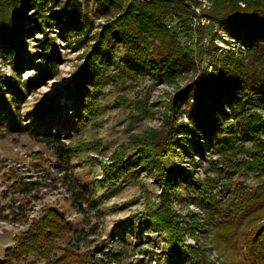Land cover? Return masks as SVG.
<instances>
[{"label":"rangeland","instance_id":"1","mask_svg":"<svg viewBox=\"0 0 264 264\" xmlns=\"http://www.w3.org/2000/svg\"><path fill=\"white\" fill-rule=\"evenodd\" d=\"M57 1L69 8L75 5L80 25L48 23L55 48L46 57L58 56L56 75L43 83L41 68L32 64L41 60L35 54L42 34L31 22L22 28L21 55L12 54L0 41V127L7 130L0 133V260L33 218L53 208L70 221L75 233L58 242L62 249L52 259L68 248L87 256L86 264H189L187 257L168 247L166 234L150 220L167 193L160 172L151 163L138 164L129 142L136 134L165 125V104L191 73L178 68L175 78L160 76L150 64L145 44L136 37L138 28L132 33L137 51L123 37L108 38L106 26L117 21V5L106 10L101 0ZM198 2L190 4L195 15L168 14L166 22L185 50L198 52L201 67L211 69L216 33L214 44L220 52L238 53L245 46L211 20V2ZM51 6L45 4L46 12ZM8 91L18 95L16 106L5 95ZM177 101L175 117L188 123V100ZM6 103L9 108L3 106ZM222 105L225 113L219 118L232 122L229 128H216L204 137L190 135L189 127L180 131L167 160L166 172L174 181L167 185L168 195L182 225L196 230L197 237L188 234L187 243L199 246L217 264H249L245 228L222 237L218 233L223 227L192 222L195 216L204 219L212 202L225 212L244 214L247 220L253 213L249 194L264 181L250 169L238 171L237 164L250 157L255 139L242 130L233 107ZM250 109L264 120V89L254 93L246 108ZM46 129L66 143L85 141L91 147L64 167L55 150L43 142ZM239 144L243 151L237 149ZM119 152L123 155L117 162L113 154ZM27 259L45 262L33 253Z\"/></svg>","mask_w":264,"mask_h":264},{"label":"trees","instance_id":"2","mask_svg":"<svg viewBox=\"0 0 264 264\" xmlns=\"http://www.w3.org/2000/svg\"><path fill=\"white\" fill-rule=\"evenodd\" d=\"M208 1L211 2L212 14L209 15L211 20L219 29L241 40L245 46V49L238 53L220 52L214 44V39L218 37L216 33L211 42V48H214V53L211 54L213 63L211 69L201 67V56L198 52L190 47L185 50L171 34L166 22L168 14L175 13L179 17L183 13L195 15L190 9V4L198 5L200 3L198 0H101L104 9L110 4L120 8L117 21L109 22L106 26L109 29L108 38L123 37L137 51L132 33L138 28L136 37L145 44L150 64L160 76L175 78L181 71L175 70L178 68L188 74L191 73L185 86L165 104V125L136 134L129 142L138 164L151 163L160 172L163 192L167 193L152 210L150 220L157 227V231L166 234L168 247L180 256L187 257L189 264L217 263L199 246L195 247L186 242L188 234L197 237L196 230L192 226L182 225L179 218L181 216L168 195L167 185L169 182L173 185L174 181L166 172L167 160L175 151L176 139L182 128H191L190 135L198 137L215 133L216 128H229L232 122H222L219 113H225L223 102L230 104L236 117L241 121L242 130L255 139L250 157H242L237 169L239 172L250 169L256 176H264V138L261 136L264 132L263 116L257 110H246L250 100L254 99V93L264 89V0ZM47 3L52 5L50 12H46L44 8ZM58 5L60 2L57 0H0V41L6 42L5 48L11 49L12 54L21 55L25 47L20 38L24 33L22 28L25 22H31L40 29L41 46L38 47L35 56L41 60L32 64L41 68L43 76H40L43 77V83L47 77L51 78L58 73L56 63L58 56L46 57V53L55 48V41L49 34L48 23L55 20L63 23L64 27L80 25L74 4L71 8L66 4L60 5L55 10ZM116 27L123 30H116ZM8 92L5 95L11 105L16 106L18 95ZM178 97L188 100V123L175 117V111L180 103L177 101ZM192 100H195L196 104H193ZM3 106L10 107L9 103ZM213 112L217 113L214 117L211 116ZM6 131L0 127V133ZM43 142L55 150L58 160L64 167H69L73 157L83 155L91 147V144L85 141L66 143L48 129L43 132ZM197 149L199 153H203L202 147L198 146ZM237 149L243 151L244 145L239 144ZM122 155V152L114 153L113 157L120 162ZM191 160L194 164V156ZM14 181L20 187L23 186L17 179ZM249 195L248 201L253 213L247 220L244 214L233 215L222 210L221 205L212 202L207 206L208 215L202 220L195 216L192 222L194 225L201 223L202 226L211 224L223 227L224 230L218 233L222 237L245 228L243 241L248 263L264 264V181ZM73 233L75 229L70 221L57 210L48 208L43 216L33 218L28 228L16 235V243L6 249L5 257L0 260V264L17 262L38 264L36 260L27 259L31 253L38 254L45 260L43 264H86L87 256L79 255L68 248H64V252L58 258L52 259V256L62 249L58 242Z\"/></svg>","mask_w":264,"mask_h":264}]
</instances>
